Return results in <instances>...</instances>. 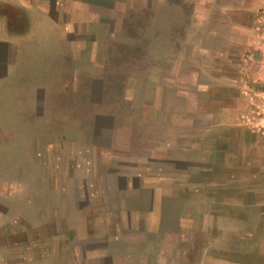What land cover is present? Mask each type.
<instances>
[{
	"label": "rangeland",
	"instance_id": "rangeland-1",
	"mask_svg": "<svg viewBox=\"0 0 264 264\" xmlns=\"http://www.w3.org/2000/svg\"><path fill=\"white\" fill-rule=\"evenodd\" d=\"M84 1L0 0V264H264V0Z\"/></svg>",
	"mask_w": 264,
	"mask_h": 264
},
{
	"label": "crops",
	"instance_id": "crops-1",
	"mask_svg": "<svg viewBox=\"0 0 264 264\" xmlns=\"http://www.w3.org/2000/svg\"><path fill=\"white\" fill-rule=\"evenodd\" d=\"M40 1L43 4L44 7L43 12L46 15V19L53 21L56 24V26L57 25L60 26V28L58 29V36H61L62 38L64 37L66 38L69 35L77 36V6H83L85 4L84 0H80V1L79 0H40ZM64 6L69 7L70 14L67 13L66 9H64ZM53 8H56L59 14L56 20H54L51 14L52 11L51 9ZM62 18L64 19V23L62 22L60 23V20ZM32 34H33L32 31L26 29V32L13 38L11 37V33H8L6 31L3 33L2 29L0 28V90L3 87L2 85H4L9 79V74H10L9 72L12 71V69L16 66L18 59L22 58L23 46L21 45V41L24 42L23 40L32 36ZM74 48L75 51H77V44L74 46ZM152 210L156 211L155 204L151 205L149 211ZM106 257L108 260L112 259L111 255L103 252V254L101 253L100 258L99 259L96 258L95 260L100 264L102 261L105 260ZM90 258L91 255L89 258L86 259H90ZM63 262H64L63 264L69 263L67 262V259H65ZM72 264H77V249L73 251Z\"/></svg>",
	"mask_w": 264,
	"mask_h": 264
}]
</instances>
